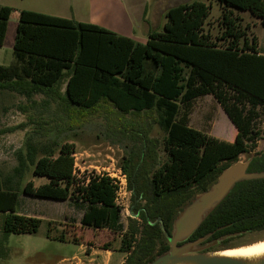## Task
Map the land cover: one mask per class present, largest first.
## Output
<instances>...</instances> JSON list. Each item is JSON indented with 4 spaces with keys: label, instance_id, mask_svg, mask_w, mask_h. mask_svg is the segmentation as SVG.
<instances>
[{
    "label": "trees",
    "instance_id": "1",
    "mask_svg": "<svg viewBox=\"0 0 264 264\" xmlns=\"http://www.w3.org/2000/svg\"><path fill=\"white\" fill-rule=\"evenodd\" d=\"M217 2L219 36L206 30L212 5L193 1L170 8L164 29L151 33L145 43L94 24L25 10L15 35V61L0 64V90L30 99L36 94L55 95L81 112L107 101L123 114H157L158 125L167 133L169 158L145 186L146 205L135 201L141 223L131 219L123 234L120 249L127 255L125 264H148L167 251L170 245L159 219L171 233L178 212L208 190L224 169L254 153L264 136L258 121L264 109V54L257 36L249 39L250 26L243 28L234 11H249L264 25V0ZM12 10L0 5V47L5 45ZM65 79L61 94L59 85ZM206 95L218 101L235 126L234 142L190 126L195 100ZM35 136L27 138L13 174L4 177L0 172V258L9 255L11 234L37 233L43 221L18 211L20 181L28 172L48 181L38 186L29 181L25 195L72 199L85 206L84 227L119 228L123 207L117 203L115 181L96 172L78 177L74 143L44 133ZM249 171H264V155L254 159ZM131 187L137 199L133 178ZM260 231H264V179L237 184L190 241L210 233L209 241L227 236L211 249L216 251Z\"/></svg>",
    "mask_w": 264,
    "mask_h": 264
},
{
    "label": "rangeland",
    "instance_id": "2",
    "mask_svg": "<svg viewBox=\"0 0 264 264\" xmlns=\"http://www.w3.org/2000/svg\"><path fill=\"white\" fill-rule=\"evenodd\" d=\"M15 1L0 0V4L15 8ZM172 1L176 6L193 1L211 4L206 30L213 37L221 34V7L217 0ZM234 11L242 19L240 23L243 28L250 26L247 31L249 39L257 36L264 54V25L261 19L249 11ZM18 22V16L13 13L6 44L0 47L1 65H10L15 61L13 45ZM65 90L66 79L59 85L61 94ZM260 112L258 121L264 129V109H260ZM157 119L155 112L123 114L107 101L92 111L81 112L72 110L55 95L36 94L30 99L19 93L0 90V172L4 177L13 174L18 165V154L25 150L27 138L44 133L50 139L76 145L78 177L91 172L115 173L122 170L128 179L126 194L121 199L124 208L118 230L95 229L82 225L85 206L72 199L53 200L25 195L23 188L29 181L36 186L48 181L28 172L20 181L18 211L43 221L37 233L11 234L7 243L9 255L0 258V264H106L107 255H112L113 262L125 264L127 255L120 249L123 234L129 230L131 219L141 223L135 201L142 207L146 205L148 193L145 186L169 158L164 142L167 133L158 125ZM190 126L220 140L234 142L236 139L231 137L232 132H237L235 126L212 95L195 100ZM146 138L149 141L145 142ZM263 149L264 136L255 152ZM247 158L248 155H243L241 160ZM131 178L140 194L137 199L131 187ZM2 223L3 216L0 214V229ZM263 241L264 231L255 232L216 251L237 249ZM94 250L97 254L91 259L89 254Z\"/></svg>",
    "mask_w": 264,
    "mask_h": 264
},
{
    "label": "water",
    "instance_id": "3",
    "mask_svg": "<svg viewBox=\"0 0 264 264\" xmlns=\"http://www.w3.org/2000/svg\"><path fill=\"white\" fill-rule=\"evenodd\" d=\"M263 155L264 149L251 153L247 159L239 160L224 169L208 190L197 194L189 204L178 212L171 233L159 219L170 248L148 264H264V253L252 257H234L221 254L227 250H211L227 239V236L209 241L213 235L210 233L190 241L194 233L232 193L237 184L264 179V171H249L254 159L261 158Z\"/></svg>",
    "mask_w": 264,
    "mask_h": 264
},
{
    "label": "crops",
    "instance_id": "4",
    "mask_svg": "<svg viewBox=\"0 0 264 264\" xmlns=\"http://www.w3.org/2000/svg\"><path fill=\"white\" fill-rule=\"evenodd\" d=\"M176 5L172 0H16L11 18L14 13L20 20L21 13L29 10L94 24L136 42L145 43L151 33L164 29L167 11ZM96 254L94 250L89 257L92 259ZM106 257V264H117L112 261V255Z\"/></svg>",
    "mask_w": 264,
    "mask_h": 264
},
{
    "label": "bare ground",
    "instance_id": "5",
    "mask_svg": "<svg viewBox=\"0 0 264 264\" xmlns=\"http://www.w3.org/2000/svg\"><path fill=\"white\" fill-rule=\"evenodd\" d=\"M263 253H264V241L256 243L251 246L227 250L221 254L226 256H234V257H252L256 255H261Z\"/></svg>",
    "mask_w": 264,
    "mask_h": 264
},
{
    "label": "built area",
    "instance_id": "6",
    "mask_svg": "<svg viewBox=\"0 0 264 264\" xmlns=\"http://www.w3.org/2000/svg\"><path fill=\"white\" fill-rule=\"evenodd\" d=\"M102 174H106L107 176H110L115 181V184L118 187V190H117V203L120 206L123 207V205H122L123 203H121V199L126 194L127 185H128V182H127L128 179H127L126 174H124L122 172V170H119V171H117L115 173L108 172V173H102Z\"/></svg>",
    "mask_w": 264,
    "mask_h": 264
},
{
    "label": "flooded vegetation",
    "instance_id": "7",
    "mask_svg": "<svg viewBox=\"0 0 264 264\" xmlns=\"http://www.w3.org/2000/svg\"><path fill=\"white\" fill-rule=\"evenodd\" d=\"M220 244H221V243H220ZM220 244H219V245H220ZM219 245H218V246H219Z\"/></svg>",
    "mask_w": 264,
    "mask_h": 264
}]
</instances>
